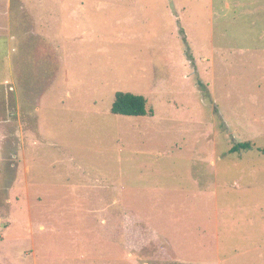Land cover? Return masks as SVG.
Instances as JSON below:
<instances>
[{
    "label": "rangeland",
    "instance_id": "1",
    "mask_svg": "<svg viewBox=\"0 0 264 264\" xmlns=\"http://www.w3.org/2000/svg\"><path fill=\"white\" fill-rule=\"evenodd\" d=\"M263 151L264 0H0V264H264Z\"/></svg>",
    "mask_w": 264,
    "mask_h": 264
},
{
    "label": "trees",
    "instance_id": "2",
    "mask_svg": "<svg viewBox=\"0 0 264 264\" xmlns=\"http://www.w3.org/2000/svg\"><path fill=\"white\" fill-rule=\"evenodd\" d=\"M146 103L147 101L142 95L118 91L115 93L112 101L111 112L119 115L142 116L148 112ZM250 147L251 143L249 141L239 142L233 145L230 151L235 152L241 151L242 149L247 150Z\"/></svg>",
    "mask_w": 264,
    "mask_h": 264
},
{
    "label": "crops",
    "instance_id": "3",
    "mask_svg": "<svg viewBox=\"0 0 264 264\" xmlns=\"http://www.w3.org/2000/svg\"><path fill=\"white\" fill-rule=\"evenodd\" d=\"M9 56V55H8ZM237 179H238V177H236ZM235 179V178H234ZM235 187V186H237V183L234 181V182H232V187ZM218 203V198H217V196H215V198H214V205H215V207H216V204ZM225 210L226 211H228V207H226L225 208ZM230 227L229 226H227V228L229 229V230H232L233 228L232 227H234L237 223H238V221H236L235 219H233V223L231 222V220H230ZM220 229L217 227V228H215V233H213V241H214V245H213V247L211 248L210 246L208 247V249H214L215 250V252H214V258H213V260L212 261H201V264H224V257H222L220 254H221V252H220V249H221V247H220V245H221V243H222V245L224 246L222 249L225 251V248L226 249H230V251H233V252H237V251H239V252H241V253H243L244 252V250H245V253H251V249H255L256 248V245H254L252 248L251 247H248V248H246V249H244V248H240L239 247V243H237V244H234V245H232L231 247H230V244H229V242H226V241H228V240H231L232 239V237L230 236L229 237V235H225L226 237L225 238H223V240H221V237H220V231H219ZM229 237V238H228ZM228 238V239H227ZM202 242H207L206 244V247L208 246V245H211L212 244V242H211V240H207V239H205V237H203L202 239ZM203 244H205V243H200V245H199V247L201 248V245H203ZM240 253V254H241ZM240 254L239 255H236L237 257H239L240 256ZM235 255H228L227 256V258H226V261L228 260V259H232L233 257H234Z\"/></svg>",
    "mask_w": 264,
    "mask_h": 264
}]
</instances>
